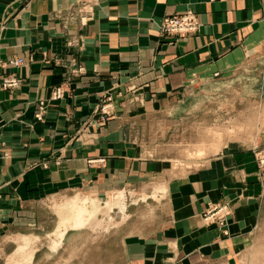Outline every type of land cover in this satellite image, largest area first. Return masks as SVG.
<instances>
[{
	"label": "crops",
	"instance_id": "crops-1",
	"mask_svg": "<svg viewBox=\"0 0 264 264\" xmlns=\"http://www.w3.org/2000/svg\"><path fill=\"white\" fill-rule=\"evenodd\" d=\"M188 10L197 13L199 31L162 36L163 19ZM263 44L264 0H0V58L24 59L8 69L20 85L0 88L5 264L27 253L20 264H35L45 245L51 253L43 257L66 247L56 264H85L69 260L76 256L66 250L88 243L89 226H68L52 249L62 217L73 213L58 204L88 198L104 207L123 187L162 205H144L136 222L137 211H129L116 227L134 223L120 241L119 264H264L252 259L264 257V178L252 151L230 147L201 168L172 173L169 159L145 157L131 136L137 119L164 113L196 85L229 76ZM57 87L63 96L54 99ZM108 95L112 115L101 122L98 109ZM218 203L230 204L226 227L204 220Z\"/></svg>",
	"mask_w": 264,
	"mask_h": 264
},
{
	"label": "rangeland",
	"instance_id": "rangeland-1",
	"mask_svg": "<svg viewBox=\"0 0 264 264\" xmlns=\"http://www.w3.org/2000/svg\"><path fill=\"white\" fill-rule=\"evenodd\" d=\"M198 31L176 37L163 32L161 34L177 39L188 37ZM190 93L186 101L173 105V108L164 113L137 119L131 136L137 139L135 140L142 148L143 155L152 159H169L165 161L166 167L172 170V173H176L177 168L187 173L189 170L201 168L206 160L221 155L231 147L239 153L252 151L260 170V177L264 178V44L249 56L242 67L229 76L196 85ZM111 102L112 97L108 95L107 100L99 106L101 122L108 120L112 115ZM157 188L160 189L159 186ZM138 195V192L129 187H123L122 191L112 193L105 199L104 207L88 198L83 200L76 198L71 201L72 203L58 204L59 211L64 210L65 205L70 206L73 211L71 216L62 217L60 221L61 227L65 230L69 225L77 229L89 226L94 230L87 244L66 250V256L68 253L76 256L68 259L76 261L80 259L85 264H119V257H123L125 253V247L120 241L134 223L127 221L120 230L116 227L121 221L128 219L129 211H137V219L131 220L136 222L138 217L145 216L144 205H162L160 200L150 198L147 201V197ZM129 205H133V208L128 210ZM114 206L118 207L115 211L117 213H108ZM81 209L84 210V222L80 225L70 224L68 221L77 216L76 210ZM102 211L104 213L98 216ZM154 211L155 209L150 208L147 213L153 217ZM63 231L59 230L60 239L52 245L53 250L58 249L63 242L65 236ZM114 231L117 232L113 234ZM61 233L64 234L63 237ZM45 244L47 243L43 245ZM65 249L66 247H62L59 252L57 251V257H43L49 256L51 251L49 253L48 246H41L38 254L41 257L36 258L35 264H56L64 257ZM26 252L25 248L24 253ZM29 257L31 254L27 253L25 259L18 262L9 260L8 264H20L29 260ZM115 257L117 261L114 260ZM4 258L0 257V264H5ZM252 259L256 263L264 257ZM64 263L66 262L61 261L60 264Z\"/></svg>",
	"mask_w": 264,
	"mask_h": 264
},
{
	"label": "built area",
	"instance_id": "built-area-1",
	"mask_svg": "<svg viewBox=\"0 0 264 264\" xmlns=\"http://www.w3.org/2000/svg\"><path fill=\"white\" fill-rule=\"evenodd\" d=\"M91 0H82V2L90 3ZM200 23L197 13L188 10L182 14H174L166 16L163 19L161 32L171 36H185L188 33L199 30ZM24 63L22 57H13L7 61L0 58V88L16 89L21 82V79L14 72L8 71L11 67H17ZM7 70V71H6ZM63 96V90L59 87L53 91L52 98L58 99ZM46 102L40 101L39 110L36 113V118L42 120L44 117ZM231 214L228 203H218L212 205L204 216V220L208 223H219L222 227L228 225V217Z\"/></svg>",
	"mask_w": 264,
	"mask_h": 264
},
{
	"label": "bare ground",
	"instance_id": "bare-ground-1",
	"mask_svg": "<svg viewBox=\"0 0 264 264\" xmlns=\"http://www.w3.org/2000/svg\"><path fill=\"white\" fill-rule=\"evenodd\" d=\"M201 151V148L199 149V152ZM199 155H201V154H199ZM159 188L160 189H165V185H160L159 186ZM124 196V195H123ZM78 209V208H77ZM77 211V216L76 217H73V218H71V220H69L68 222L70 223V224H76V225H80V224H82L83 222H84V220H83V218H84V216H83V213H84V210L83 209H81V210H76ZM75 211V212H76ZM73 216H75V215H73ZM69 225V224H68ZM70 226V225H69ZM67 227L68 226H66V229H67ZM64 231L63 232H65L66 230H65V228L63 229ZM63 235L64 234H62L61 233V237H63ZM59 243V242H58ZM57 243V244H58ZM57 247V246H56Z\"/></svg>",
	"mask_w": 264,
	"mask_h": 264
}]
</instances>
